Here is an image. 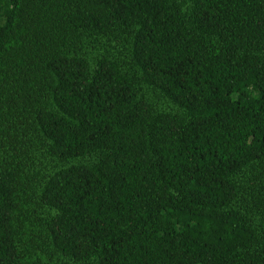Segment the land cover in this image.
I'll use <instances>...</instances> for the list:
<instances>
[{"label":"trees","instance_id":"16d2710c","mask_svg":"<svg viewBox=\"0 0 264 264\" xmlns=\"http://www.w3.org/2000/svg\"><path fill=\"white\" fill-rule=\"evenodd\" d=\"M0 264H264V0H0Z\"/></svg>","mask_w":264,"mask_h":264}]
</instances>
